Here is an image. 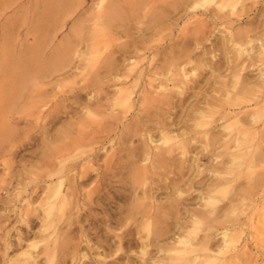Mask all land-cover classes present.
I'll return each mask as SVG.
<instances>
[{"label": "rangeland", "instance_id": "rangeland-1", "mask_svg": "<svg viewBox=\"0 0 264 264\" xmlns=\"http://www.w3.org/2000/svg\"><path fill=\"white\" fill-rule=\"evenodd\" d=\"M220 2L0 0V264H23L26 258V264H172L169 258L183 248L174 242L179 236L200 253L208 248L209 264H264V160L241 169L237 178L228 175L231 159L219 142L235 117L214 113L206 126L199 117L220 110L222 84L231 85L239 74L245 85L257 88L264 65H250L249 56H258L264 38V0H238L233 14ZM237 55L247 67L231 71ZM106 60L117 71L100 70ZM137 62L132 79L125 80L128 66ZM62 64L68 68L50 75ZM150 65L157 73H165L162 65L182 68L184 83L168 87L173 99L186 90L191 103L188 98L173 108L156 100L142 103L147 78L136 75ZM95 68L102 72L93 78ZM117 86L132 91L126 112L114 99ZM206 96L217 100L206 104ZM192 103L201 109L193 111ZM120 112L122 119H113ZM174 119H181L178 138L185 149H175L169 164L153 172L150 154L138 149L153 147L160 137L158 122L170 126L178 123ZM131 122L138 127L125 142L122 133ZM240 123L247 120L241 117ZM94 131L103 132L104 141L75 147ZM86 155L93 162L89 179L78 186L65 216L46 224L43 189ZM49 162L63 172L47 176ZM140 166L150 170L138 174ZM142 208L154 214L143 218ZM51 210L58 212L55 206ZM147 223L164 236L147 239ZM223 231L235 237L234 250L226 251Z\"/></svg>", "mask_w": 264, "mask_h": 264}, {"label": "bare ground", "instance_id": "bare-ground-1", "mask_svg": "<svg viewBox=\"0 0 264 264\" xmlns=\"http://www.w3.org/2000/svg\"><path fill=\"white\" fill-rule=\"evenodd\" d=\"M220 1H221L220 2L221 5L225 4L227 7H229L230 12H228V14L234 13V8H235L238 0H220ZM261 34L264 35V33H261ZM258 40H259V38H258ZM259 42L260 43L258 46V50L256 51V52H258V56H256V53H255L254 54L255 57L252 55V57L249 56L251 59L248 57L250 60L247 58L249 60L250 65H254V64H257L260 66L264 65V38H262ZM239 57L240 56L237 55L236 57H234V60L232 59L233 60L232 65L228 64L229 67H231V68H229V69H231V71L232 70L234 71L237 68V66H239V70H243V69H245V67H247L246 66L247 64H243V62L239 63V60H238ZM133 63L135 64L136 62H133ZM133 63H131V66H128L129 67L128 70L125 69V70H127L126 74L124 75L125 80L126 79L128 80L129 78H131L134 74L132 72L133 71L135 72L134 69H137L136 67H138L137 66L138 62L136 65H134ZM116 65H117V63H116ZM68 66H70V65H68ZM162 66H166V65H162ZM162 66H161V69H163V72H165V73H162V70L160 71L161 73L160 72L157 73V71H158L157 66H151V68L147 67L146 69H143L139 66L141 69L139 68V70L137 71L136 77L140 78V76H146V78H147L144 81V87H143L144 90H146L147 92L146 93L143 92V94L140 95L139 99L142 101V103H147V102L149 103V102H152V100L153 101L156 100L160 103V105H165L167 107L173 108V106L175 104L177 106H180L181 103H183L185 101V99H187L189 97V93L185 90L182 93V98L173 99V98H175L174 97L175 93H173L174 91H172V89H169L168 86L169 85L174 86L175 83H176V85H178L179 83H184V80L186 79V72L180 67H174V66L170 67L171 65L170 66L167 65L165 68L164 67L162 68ZM66 67H67L66 64L65 65L62 64L59 67H55L50 75L59 74V72L64 71L66 69ZM99 68H100V70L102 69L104 73H106L108 71L110 72L112 70L114 71L116 69L113 61H108V60H106V62H104V64L101 65ZM118 68H119V66H118ZM142 69L144 71H142ZM227 69H228V67H227ZM95 70H97V73L95 72L96 74L93 78L97 77L99 74L101 75V72H102V71H99L98 68L97 69L95 68ZM115 71H117V69ZM260 71L262 73L259 74V78H258V80H256V83H255L257 88H252V87H250L251 85L250 86L245 85L244 84L245 82L243 83V80L239 79V75H240L239 74L236 77V79L234 81H232L233 83L231 85H228L227 82H226V84H224V83L222 84L221 87H225V88H224V99H223V102H221V104H220V110L210 111V113L207 116H205V114L199 115L200 120H201L200 125H202V126H206V125L210 124V122L206 118L212 117V115L214 113H219V114L221 113L220 118L235 117V121L233 123L234 125L233 124H226L227 132L225 135V139L221 143L219 142V146L223 147V149L226 150L225 154L228 155L231 159V163L227 167L226 173L228 175H232L235 178L239 177V173H240L241 169H244V168L250 169V168L254 167L255 165L256 166L259 165L257 163L258 161L264 160V146H262V143H264V139H262V137H264V136H262V135H264V134H262V133H264V67H262ZM156 74L157 75L162 74L163 76L156 77ZM54 79H56V77ZM141 79H142V77H141ZM94 80H96V79H94ZM122 80H123V77H122ZM133 80H134V78H133ZM86 81L89 82L88 80H86ZM154 81H156V82L154 83ZM86 85H87V83H86ZM115 94L116 95H115L114 99L116 101V104L119 105L120 107H123L121 112H126L127 110H129V108H131V106L133 105V101H134L130 87L117 86V89L115 90ZM189 98H188V101H189ZM212 98L214 100H217V98H215L214 96L213 97L212 96L211 97L206 96L205 97V103L206 104L212 103L211 102ZM219 101H220V99H219ZM191 108L193 111H196L199 108L201 109V107L196 103H192ZM31 112H30V114H31ZM35 112H37V111H35ZM121 112L113 115V119L121 120L123 117ZM186 114H188V113H186ZM241 117L243 118V120H245V121L247 120V124L240 123ZM174 120H178L177 121L178 123H175L174 121L172 123V120H171L172 124H170V126L165 121H162V120L159 121L158 120L159 121L158 126L156 125L157 129L160 131V137H159L158 141H156V143L153 145V147L151 146L150 149H148V147H142V148L138 149L139 151L142 150L143 152L150 154L151 165H152V166L151 165L150 166L153 169V172H154V169H156V167H161L163 165L167 166V163L169 164V162H167V161H169L168 159H170L169 157H171V155H172L171 153H173V151L175 149H180L181 151H184V149H185V140L178 138L180 134L182 135V133H180V130H182V127L180 126L181 119L180 120L174 119ZM189 126L187 127L185 125L184 127H185V129L191 130ZM137 127H138V122H131L128 125L127 131L122 133L123 141L126 142L127 141V138H126L127 135L130 134L131 131L133 129H136ZM102 130L104 131L105 129H102ZM106 131H108V130H105V132ZM96 133H97V131L91 132L87 137L80 139L77 142L75 147L77 148V146L79 147V146L86 145V144L98 143L101 140H103V138H104L103 132H100L99 135L98 134L96 135ZM204 134L206 135L207 133L204 132ZM2 140H4V139H2ZM215 143H217V142H215ZM70 150L71 149H69V151ZM214 150H216V149H214ZM91 151L93 152V154H91V155H93V157L99 156V153L97 151H94L93 149ZM87 157H89V156L86 155V157H85L86 161L85 162L74 163V164H70V165L66 166L65 169L67 170V172H65V174H63V175H58L55 183L54 182L49 183L46 186V188L43 189L41 201H44L45 203H47L48 207H49V210H48V207H47V210L46 209L43 210V216H44V220H45L46 224L51 225V224H53V222H56V219L59 220L65 216L64 210L66 209L67 204L69 202L73 201V198L75 197V195L77 194V191L79 190L78 186L83 185L89 179L90 168H92L93 162H92V159L90 160ZM105 161H108V160H105ZM262 163H264V162H262ZM48 164H49V174H47V176L57 175L59 172H61V171L63 172V170H61L58 167H57V169H54L53 168L55 166L54 163L49 162ZM165 166H163V167H165ZM148 167L140 166L139 169L137 170L138 174L145 175L150 170ZM243 172H244V170H243ZM244 173H246V172H244ZM261 174H264V173H261ZM262 178H264V177H262ZM257 179H258V184H259V180H262V179L261 178L259 179V175H258V178L256 176V180ZM230 180L231 179L226 178V182H229ZM253 181H254V179H253ZM174 182H175V180H172V183L176 184V182L175 183ZM210 182H212V181H210ZM262 182H264V180H262ZM253 183L251 185H253ZM66 184H67V186H66ZM143 185H145L144 182H143ZM206 186H208V185H206ZM254 187H257V186H254ZM250 188H253V186H251ZM142 189H144V188H142ZM146 190L144 189V192ZM211 190H212V188H210V191ZM245 192H247V191H245ZM146 193L147 192H145L144 194H146ZM31 194H33L34 196L38 195V188L33 189ZM123 196L126 198L125 195H123ZM209 197L210 196H208V198ZM207 199H206V201H207ZM208 200H209V202H212L210 200V198ZM29 205H30V202L27 201V205L25 208L26 213H28L30 210V208L28 207ZM53 206H55L57 208V211H58L57 213L51 212L52 211L51 209L53 208ZM145 206L143 208H145ZM157 206L158 205H156V208H159V206L158 207ZM163 207H165V206H163ZM143 208L139 211V213L141 214V217L149 219L151 217V214L153 213L152 209L151 208L143 209ZM192 215H193V212H190V214L188 216H190V218H191V217H193ZM262 215H264V214H262ZM262 217H264V216H262ZM182 224L183 223L180 220H177V226L178 227H181ZM260 224H261L260 226H264V220H262V222L260 220ZM260 226H259V229L261 228ZM145 229H147V231H146V238L147 239L152 238V239L156 240V239H161L162 236H164V234L161 232L155 233L154 231H152V228L149 227V223H147V227L145 226ZM255 232H256V229H255ZM221 236H223L225 239L224 240V242H225L224 246L226 247V251L234 250V248L232 246H234L235 237L232 235H228L224 231L222 232ZM174 242L177 245H182L183 248L177 249L178 253L175 254V257L169 258V260L172 264H209V261L207 260V256H206V251L208 250V248H203L202 250H200L201 251V253H200L198 249L194 248L195 245L193 247H191V245H193V244H191V242H189V239L185 238V236H179L178 239L174 240ZM262 243H264V240H262ZM262 243H260V248L262 249V251H264V244H262ZM25 254L22 253L21 257L24 256ZM29 255L30 254H28L27 257H30ZM25 256L23 257V259L25 258ZM234 256L235 257L238 256L237 252L234 253ZM17 257H15V258H17ZM19 258H20V256L17 259H19ZM17 259H15V260L17 261ZM28 259L26 258V260H23L22 263L23 262L25 263V261L27 263ZM20 264H21V262H20ZM153 264H158V263L153 261Z\"/></svg>", "mask_w": 264, "mask_h": 264}]
</instances>
